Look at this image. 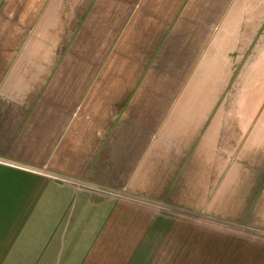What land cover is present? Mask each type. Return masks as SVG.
I'll return each instance as SVG.
<instances>
[{
    "label": "crops",
    "instance_id": "crops-1",
    "mask_svg": "<svg viewBox=\"0 0 264 264\" xmlns=\"http://www.w3.org/2000/svg\"><path fill=\"white\" fill-rule=\"evenodd\" d=\"M0 167L39 264L115 202L264 235V0H0Z\"/></svg>",
    "mask_w": 264,
    "mask_h": 264
},
{
    "label": "rangeland",
    "instance_id": "rangeland-1",
    "mask_svg": "<svg viewBox=\"0 0 264 264\" xmlns=\"http://www.w3.org/2000/svg\"><path fill=\"white\" fill-rule=\"evenodd\" d=\"M28 185L29 179L24 174L0 167V264H39L43 255H37L39 246L32 244L33 238H29L32 237L28 235L30 226L24 230L19 240L17 237L21 224H17L18 216L15 218V214ZM117 208L118 215L114 214ZM130 210L129 205H117L116 202L112 205L105 204L103 224L97 230L96 236L87 238L86 249L83 244L76 246L71 243L65 246L63 238L50 236L43 238L42 251L51 250L53 246L55 251L65 249L67 264H255V260L264 262V235L228 229L226 234L220 233L219 236L213 237L220 247L218 246V252L209 254L205 244L207 237L200 239V243L193 236L199 221L177 213L167 214V221H155L159 216L158 208L148 216L137 213L134 219H131ZM212 229L211 227L210 230ZM251 250L257 252L253 263L242 262L245 253L249 255L248 251Z\"/></svg>",
    "mask_w": 264,
    "mask_h": 264
}]
</instances>
